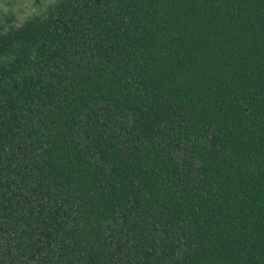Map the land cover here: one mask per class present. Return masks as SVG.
<instances>
[{
    "label": "trees",
    "instance_id": "trees-1",
    "mask_svg": "<svg viewBox=\"0 0 264 264\" xmlns=\"http://www.w3.org/2000/svg\"><path fill=\"white\" fill-rule=\"evenodd\" d=\"M0 264H264V0L1 30Z\"/></svg>",
    "mask_w": 264,
    "mask_h": 264
},
{
    "label": "rangeland",
    "instance_id": "rangeland-1",
    "mask_svg": "<svg viewBox=\"0 0 264 264\" xmlns=\"http://www.w3.org/2000/svg\"><path fill=\"white\" fill-rule=\"evenodd\" d=\"M57 0H0V31L19 25L31 16L44 14Z\"/></svg>",
    "mask_w": 264,
    "mask_h": 264
}]
</instances>
